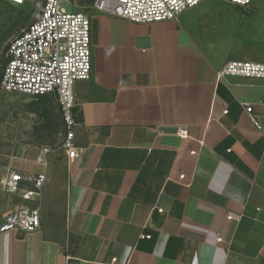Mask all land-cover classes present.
I'll return each instance as SVG.
<instances>
[{
	"label": "crops",
	"instance_id": "obj_1",
	"mask_svg": "<svg viewBox=\"0 0 264 264\" xmlns=\"http://www.w3.org/2000/svg\"><path fill=\"white\" fill-rule=\"evenodd\" d=\"M213 1L157 22L71 7L92 23V74L74 86L80 155L51 148L44 166L41 148L15 165L47 173L26 201L42 224L0 233V264H264V78L220 76L264 62V17H217ZM3 176L0 225L23 202Z\"/></svg>",
	"mask_w": 264,
	"mask_h": 264
},
{
	"label": "built area",
	"instance_id": "obj_2",
	"mask_svg": "<svg viewBox=\"0 0 264 264\" xmlns=\"http://www.w3.org/2000/svg\"><path fill=\"white\" fill-rule=\"evenodd\" d=\"M23 6L28 0H7ZM206 0H92V6L99 12L122 17L134 22H157L178 17L186 10L195 8ZM249 8L253 0H224ZM79 4L75 0H35L37 9L29 23L15 32L5 47L6 62L3 66L0 87L4 91L19 92L32 96L55 95L64 124L62 148L67 155H80L75 143L76 128L82 119L75 111V83L86 80L92 74V23L84 10L68 9ZM241 75L264 78V62L251 60L228 61L220 76ZM254 108L248 105L249 116L258 129L262 124L254 115ZM182 135L185 131L180 132ZM51 147L41 149L37 162L47 163ZM47 179L45 170L34 176L24 175L9 166L1 184L5 191L22 199L14 210L7 213L0 225V233L21 231L30 233L41 228L42 217L38 206L26 201L40 197ZM31 186L25 187L23 183Z\"/></svg>",
	"mask_w": 264,
	"mask_h": 264
},
{
	"label": "rangeland",
	"instance_id": "obj_3",
	"mask_svg": "<svg viewBox=\"0 0 264 264\" xmlns=\"http://www.w3.org/2000/svg\"><path fill=\"white\" fill-rule=\"evenodd\" d=\"M78 1L83 7L87 3ZM210 3L217 17H264V0H253L249 8L224 0ZM64 6L71 8L67 2ZM36 9L33 0L29 7L20 9L7 0H0V79L8 39L31 21ZM63 132L61 109L55 95L32 96L0 87V175L5 174L9 166L31 162L45 146L61 151Z\"/></svg>",
	"mask_w": 264,
	"mask_h": 264
},
{
	"label": "water",
	"instance_id": "obj_4",
	"mask_svg": "<svg viewBox=\"0 0 264 264\" xmlns=\"http://www.w3.org/2000/svg\"><path fill=\"white\" fill-rule=\"evenodd\" d=\"M144 42L146 43V41H144ZM145 43H144V44H145ZM163 130H165V131H173V130H174V127H163ZM242 188H243L245 191L249 190V188H250V183H249L247 180L243 181ZM72 264H79V263L75 262V263H72Z\"/></svg>",
	"mask_w": 264,
	"mask_h": 264
}]
</instances>
